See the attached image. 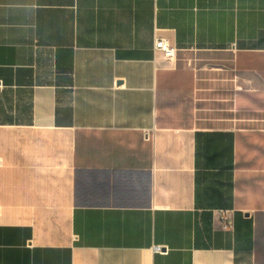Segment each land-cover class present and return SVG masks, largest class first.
<instances>
[{
  "label": "crops",
  "instance_id": "1",
  "mask_svg": "<svg viewBox=\"0 0 264 264\" xmlns=\"http://www.w3.org/2000/svg\"><path fill=\"white\" fill-rule=\"evenodd\" d=\"M0 264H264V0H0Z\"/></svg>",
  "mask_w": 264,
  "mask_h": 264
},
{
  "label": "built area",
  "instance_id": "2",
  "mask_svg": "<svg viewBox=\"0 0 264 264\" xmlns=\"http://www.w3.org/2000/svg\"><path fill=\"white\" fill-rule=\"evenodd\" d=\"M155 48L157 51L162 52L168 59H172L176 54V49L170 46L166 40H157ZM154 250L155 252H167L166 248H162L160 246L155 247Z\"/></svg>",
  "mask_w": 264,
  "mask_h": 264
}]
</instances>
